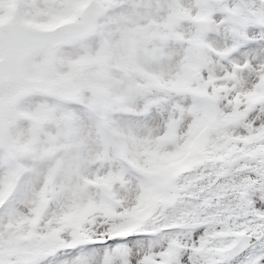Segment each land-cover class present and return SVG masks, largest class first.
Returning <instances> with one entry per match:
<instances>
[{
  "label": "snow or ice",
  "instance_id": "snow-or-ice-1",
  "mask_svg": "<svg viewBox=\"0 0 264 264\" xmlns=\"http://www.w3.org/2000/svg\"><path fill=\"white\" fill-rule=\"evenodd\" d=\"M0 264H264V0H0Z\"/></svg>",
  "mask_w": 264,
  "mask_h": 264
}]
</instances>
